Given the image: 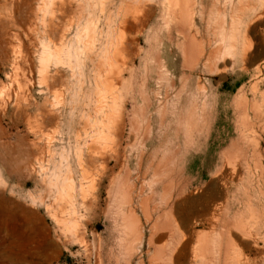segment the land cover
I'll return each instance as SVG.
<instances>
[{
  "label": "rangeland",
  "instance_id": "374dc122",
  "mask_svg": "<svg viewBox=\"0 0 264 264\" xmlns=\"http://www.w3.org/2000/svg\"><path fill=\"white\" fill-rule=\"evenodd\" d=\"M143 2L150 7L145 22L130 4L141 21L126 36L132 55L112 51L109 66L75 52L86 46L76 22L60 27L63 39L46 33L51 0H0V225L17 216L9 226L22 233L35 264H159L157 251L178 246V264H203L197 235L213 233L212 203L229 206L227 217H218L231 233L259 220L264 237L262 0H197L190 15L172 0ZM221 42L222 53L209 58ZM230 44L234 55H226ZM44 48L47 78L40 72ZM41 107L53 110L45 126ZM81 157L96 159L87 178ZM66 161L75 177L72 200L57 198L48 180L51 172L66 174ZM219 181L225 194L214 190ZM129 216L141 224L137 239L126 228ZM77 217L82 243L59 222ZM3 224L0 241L8 234ZM232 251L264 264L252 249Z\"/></svg>",
  "mask_w": 264,
  "mask_h": 264
},
{
  "label": "bare ground",
  "instance_id": "6f19581e",
  "mask_svg": "<svg viewBox=\"0 0 264 264\" xmlns=\"http://www.w3.org/2000/svg\"><path fill=\"white\" fill-rule=\"evenodd\" d=\"M148 2H151V1H148ZM195 2L197 3V0H172V6L173 5L179 6V4L182 3L183 5H181V6L186 7V9H182V10H186L187 15H190L191 14V13L189 14L190 10H187V9H188V7L191 8V6L195 4ZM132 3H135L136 5H138L137 7H139L141 9L142 13L140 15V17H141L140 19L143 20L142 22H145L147 20L148 10L150 9V7L148 5L149 3L145 4L143 2V0H51L50 7H48L46 9L47 10L46 13L47 14L49 13V19H48L49 23H48V25H46L48 30L46 31V33L49 32L48 33L49 36H54V37L59 35V38L62 37V39H63V37L66 34L65 32L67 31V29H66V27H64L61 30L60 27L64 23H66V24L68 23L70 25H73V23L76 22L78 29H77L75 36L77 38L83 37L84 40L86 41V43H85L86 46L83 47V46H80L78 44L77 47L75 48V52L77 53V50L79 52H81V49L88 51L92 56L95 55L96 58H99L101 61L103 59L104 61H106V63L109 66H111L112 58H111L110 54L112 51H113L114 56H117V57L122 56L123 54L125 55L126 53L129 55H132V51H131L132 45H130V43H129V41L130 40L132 41V39H130L128 41V38H126V36L128 33L131 34V32H133L134 30H138L139 26L137 25V23L141 22L138 19L135 20L134 19L135 16L131 15V13H130V11H131L130 6L133 5ZM239 3H242V4L245 3V5H250V0H240ZM130 4H132V5H130ZM262 5L264 6V0H262ZM180 9H181V7H180ZM173 10L175 11V9H173ZM99 12H100V16L94 17ZM184 14H185V12L183 13V15ZM184 17H186V16H184ZM180 18L182 19L183 16ZM102 22H103V26L100 27L99 24ZM66 24H65V26H67ZM234 35L232 36L233 39L236 37ZM131 36L129 35V37H131ZM96 37L99 39V45H97L98 40ZM222 38L224 39V36ZM60 45H63V43H61ZM191 45H194V44H191ZM223 45H225V44H222V42H221V45H220L221 47H215L218 49L214 52H212L213 51L212 50L211 51L212 53H210L208 55L209 58H215L216 52H217V54L222 53V49H223L222 46ZM200 49H202V48H200ZM58 50L59 49H56V51H58ZM193 50H195V49H193ZM198 50H199V47H198ZM225 51L226 50H224V52ZM196 52H198V51H196ZM227 52L234 55L236 52L235 44H230L229 48L227 49L226 55H229ZM43 53L45 55H43V58H41V61H42V67H41V71H40L41 73H44L46 71L47 63H49V59L51 57L49 51L45 50V48L43 50ZM193 53H194V51L192 52V55H193ZM86 55H88V54H86ZM196 55H197V53H196ZM199 55L200 56L202 55V51H201V54H199ZM224 57H225V55H224ZM191 58L192 57H190V59ZM102 63H103V61H102ZM47 74L48 73H46V75ZM56 74L58 75V73H56ZM47 77H48V75L46 76V78ZM52 78H51L52 79L51 85L56 86L57 85L56 83L58 82V79H57L58 77L53 76ZM41 108H43V112L41 115H37V116H41V119H42L41 123H39V124L45 126V124H47V121H50V122L54 121L53 116L51 115V114H53V112H52L53 110H50L49 108H48L49 109L48 110L47 107H46V109H44V107H41ZM41 108H40V110H41ZM20 111H22V110H20ZM115 121L119 122L118 120H115ZM114 125H115V123H114ZM115 126L116 127L114 129L115 130L114 132L117 133L119 126L118 125H115ZM100 137L104 138L105 135L104 136L101 135ZM88 151L89 150H87V152ZM111 152H113L115 154L118 153L117 151H113V150ZM89 156H90V154H89ZM92 156H94V155H92ZM101 156L103 157V155H101ZM94 157H96V156H94ZM63 158L64 157H62V159ZM94 159L95 158L90 157L87 161H84L83 157H81V159L79 160V166H80V169L82 170V175L84 178L89 173L88 170H86V168H88L89 165H93L95 163ZM70 164L71 163L67 162L66 174L63 175V174H59L58 172L54 171V172L49 173V176H48L49 185L56 190L57 198H60V200H66L68 198H69V200H72L76 196L75 191H74L75 187H76L75 179H74L75 177H72V166ZM238 164H239L238 162H235L232 169H230L229 175H231L232 178H234L238 174V172H237L238 167H239ZM92 167L90 166V168H92ZM45 180H46V177H45ZM224 182L219 181V182L215 183L214 190L219 195L225 194L227 192V191H225L226 190V184H224ZM228 208H229V206L227 204H226V206H224V205L218 204V203H212L206 207L207 211H210V215H212V220L210 222L208 221V224H209L210 228H212L213 233L211 235L207 234L206 236L200 235V234H199V236L197 235L198 249L197 248L196 249L198 250L199 254L194 252L195 255L197 254L200 259L202 258L203 264H218L219 261H221L223 258L226 261L231 259L230 261L232 262V264H250L251 262H253L250 259H246V261L244 262L243 257L238 255L235 251H232L234 246H240L246 250H251V249L254 250L255 255L257 256L256 259H264V237L260 238L259 233H258L260 228H262V224L260 223V221L259 220L256 221L255 225H253L249 229L244 227L243 225L237 226L236 229L238 230V232L233 234V233H231L230 223L226 221V218H223L221 220L218 217L219 215L227 217ZM222 210H223V214H219L220 211L222 213ZM72 211H73L74 216H76L75 214H77L78 211H77V208L75 206L72 207ZM15 217H17V216H15ZM15 217H11V215H10V217H8L6 219L3 218L6 221L5 222L6 225L2 223L3 220L1 221V223L4 226L3 228H5V226H6L5 231L7 229L8 234H6L7 235V237L5 236L6 238H4L0 241V243H1L0 246L3 249L2 253H0V258H1L0 264H35L36 256L31 250H29V248L27 246H24L23 243L25 242V240H24L22 233L19 232V230L12 231L13 226L12 227L9 226V225H11V223L15 224V222L16 223L18 222V219ZM82 217H83V215H82ZM79 218H80V215H79ZM79 218L77 217V218L71 219V220L63 219V220H59V222H61L64 232L72 233L73 237H75L76 240H78L82 243V242H84V238L83 237L79 238L80 237L79 236V231H80L79 230V225H80V222H79L80 219ZM149 219H150V217H149ZM187 220H189L188 217H187ZM205 221H207V220H205ZM181 223H182V226L185 228V230H186V227H190L189 222H187L184 219L182 220ZM125 225H126V228L130 232H133V234L136 237L135 239H137L138 236L143 234L141 231V228H139V227H141L140 222L136 221V219L133 218V216H131V217L129 216L126 219ZM203 227H204V225H203ZM173 233L176 234V232H173ZM131 235H132V233H131ZM134 235L132 236L133 238H134ZM185 237H186V234H185ZM180 239H181V237H180ZM180 239H178V240H180ZM178 240H176V241L179 242ZM130 247H131V244L128 247V250L131 249ZM174 247H176V246H174ZM177 248L174 250H170V251L168 250L169 252L168 251L166 252L165 250L157 251L156 252L157 262H159V264H178L179 256L177 257V253H178ZM181 253H182V251H181ZM194 253H192V254H194ZM197 257H195V258H197ZM26 262H29V263H26Z\"/></svg>",
  "mask_w": 264,
  "mask_h": 264
}]
</instances>
